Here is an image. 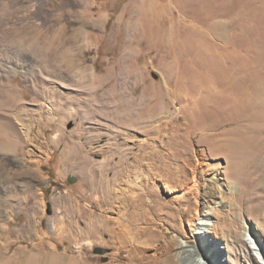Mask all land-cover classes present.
<instances>
[{
	"label": "rangeland",
	"instance_id": "rangeland-1",
	"mask_svg": "<svg viewBox=\"0 0 264 264\" xmlns=\"http://www.w3.org/2000/svg\"><path fill=\"white\" fill-rule=\"evenodd\" d=\"M52 41L60 76L43 69ZM122 81L139 128L110 141L97 109ZM51 93L97 115L60 124ZM90 137L96 191L69 161ZM0 145V264H164L209 211L227 264L264 262V0H0ZM133 196L151 221L126 216Z\"/></svg>",
	"mask_w": 264,
	"mask_h": 264
},
{
	"label": "bare ground",
	"instance_id": "bare-ground-1",
	"mask_svg": "<svg viewBox=\"0 0 264 264\" xmlns=\"http://www.w3.org/2000/svg\"><path fill=\"white\" fill-rule=\"evenodd\" d=\"M36 36H37V34H36ZM33 37H35V36H33ZM21 39H24V38L22 37ZM41 39L43 41L42 44L45 45V43H46L45 39L40 36V33H39V37L37 36V38L35 39L34 42H37L40 44ZM55 39H53V37H52V40L55 41ZM28 41H27V39H25V41H24L25 44L23 45V43H22V47L20 46V48L23 51H28V49L26 48ZM54 41L48 43V47L46 49H48L50 47V51L42 54V58H44L42 63L44 64L45 67L43 66L42 63L41 64H42V67H44L43 69L46 68V70H47L46 72H48L54 76H60V75H62L63 66L61 63L62 57L59 58V56H62V55H59V51L57 52V45L58 44L56 45V43L58 41L57 42H54ZM30 42H31V40H30ZM31 45H33V46L35 45V47H36L37 44L31 43ZM78 79L79 78H77V77L75 78V76H73L72 81L75 83V86H77L79 88L84 87L86 82H81ZM90 81L91 80H88V82H90ZM43 82H45L44 79L38 78L36 84L34 85V87L36 88L35 89V98H34L35 102H41L44 99V92L41 91ZM124 86H125V82L122 81L121 83H119L117 85L116 93H114V96L110 97V101L107 104L103 105L101 108L97 109V110H99L100 114L101 113L106 114L109 118H111L112 120L115 121V123H114L115 128L110 129L108 131L109 133H111V135H113V136L109 137L110 141H114L117 137H119L121 134V131L124 132L125 126L131 127V128H139V126H138L139 118H137V116H135V115H137V112H138V111L136 112V108H135V102L136 101H134L132 99V96H129L126 94V92H125L126 90H124L125 89ZM14 103L15 102H13V104ZM56 104H57V109L55 110L53 105H56ZM11 105H12V103H11ZM40 107L42 109L43 108L48 109L50 114L52 113L51 110H54L57 114H62L63 118L60 119V121H61L60 124H63L65 122V120L67 118H70V117H76V119L86 121L88 119L89 115H91V114L97 115L96 114L97 111L91 109L89 101H80L79 99H77L75 97H73V98L63 97L62 99L59 100L57 98V95L54 93H51L50 96H47V100L45 102H43V105H40ZM104 109L109 110L108 113H105ZM119 111H121V112H119ZM39 121H41V120L39 119ZM46 121L49 122V118H47ZM22 126H24V125H22ZM22 129L27 131V135L29 134L28 130L25 126ZM89 130L90 129H88V131ZM82 132H84V133H80L81 135L87 133L86 130H84ZM93 141H94V138L90 137L87 139V141L84 144L81 145L78 141L71 140L70 143L73 146H72L70 153H69L70 154L69 155V161H70V165L74 169H79V168L87 169L89 184H90L91 188L94 191H96L98 189V187H97L98 177L104 175V172L107 171V165L104 164V165H101L99 168H96L95 165H93L91 162L88 161V156L90 154H92L93 148H88V152L86 153L84 151L83 145L89 146ZM121 145L122 144L112 143L109 147V150H110L109 152L117 151L121 147ZM81 157H83V159L85 158L84 159L85 161H82V163L79 162ZM138 199H139V197L133 196V198L130 200V202L127 206L126 216L127 215L131 216L129 220L134 224L136 222H139V221L147 223V222L151 221L150 213H148L144 210L143 201L138 200ZM211 215L212 214L210 211L208 213L202 212V213L198 214V216L195 218V220H193V222L191 223V226H192L191 231L193 233L191 235V238L193 239V242H195V246H190L189 245L190 241H186L185 239H182L180 236H174L173 235L172 236L173 238L171 237L172 240L174 241L173 242L174 245L177 247V254H176L177 257L173 258L171 256H168V258L164 261L165 262L164 264H227L225 262V260H223V255L225 254L224 247H218L219 244H217L216 241H213L214 239H211V237H209V235L213 234V230L210 228L212 221H213V218ZM197 222H201L202 224H205L203 226H206L205 228H202L203 230L200 232H197V229L195 228V227H197ZM107 224H109L108 221H107L106 225H104L105 229H107ZM124 232H126V231H124ZM247 234L252 235L251 232H247ZM244 236L246 237V235H244ZM186 237L189 238V236H186ZM255 238H256V243L259 246V250L263 253L264 249H263V247H261V242H260L259 238H257V237H255ZM136 241L133 242L132 248H134L138 252L140 250H144L143 248H139L137 245H135ZM141 243H143V242H141ZM168 247H169V245H168ZM168 247L165 250H168ZM192 247H194V248H192ZM164 255H165V252H164ZM139 258H140L139 260H142V259L148 258V257H145V256L141 257L139 255ZM130 260H132V259H130ZM202 260H204V261H202ZM259 263L264 264V262H262V261H259ZM127 264H133V263L129 262Z\"/></svg>",
	"mask_w": 264,
	"mask_h": 264
},
{
	"label": "water",
	"instance_id": "water-1",
	"mask_svg": "<svg viewBox=\"0 0 264 264\" xmlns=\"http://www.w3.org/2000/svg\"><path fill=\"white\" fill-rule=\"evenodd\" d=\"M69 181L72 183V182L75 181V178L70 177V178H69ZM94 253H95L96 255H103L104 251H103L102 248H96V249L94 250Z\"/></svg>",
	"mask_w": 264,
	"mask_h": 264
},
{
	"label": "crops",
	"instance_id": "crops-1",
	"mask_svg": "<svg viewBox=\"0 0 264 264\" xmlns=\"http://www.w3.org/2000/svg\"><path fill=\"white\" fill-rule=\"evenodd\" d=\"M1 146V145H0ZM7 146V145H6ZM1 151V150H0Z\"/></svg>",
	"mask_w": 264,
	"mask_h": 264
}]
</instances>
